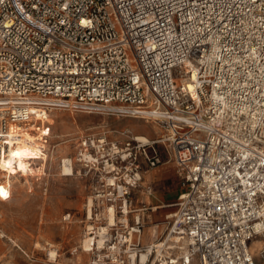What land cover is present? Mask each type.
I'll list each match as a JSON object with an SVG mask.
<instances>
[{"label":"built area","instance_id":"1","mask_svg":"<svg viewBox=\"0 0 264 264\" xmlns=\"http://www.w3.org/2000/svg\"><path fill=\"white\" fill-rule=\"evenodd\" d=\"M33 107L151 119L162 129L151 146L175 163L184 192L149 247L133 239L140 219L123 221L127 202L97 194L123 218L92 264L148 248L145 264H264V0H0V163L32 133L46 157L48 116ZM82 145L93 164L107 143ZM139 168L107 186L128 195Z\"/></svg>","mask_w":264,"mask_h":264},{"label":"rangeland","instance_id":"2","mask_svg":"<svg viewBox=\"0 0 264 264\" xmlns=\"http://www.w3.org/2000/svg\"><path fill=\"white\" fill-rule=\"evenodd\" d=\"M40 116H48L51 130L47 155L32 160L31 171L26 176L13 177L9 181L11 197L0 199V264H92L98 244L86 251L83 241L86 236L98 240V229L107 227L106 210L111 204L106 197L95 196L105 195L110 190L114 191L118 206L127 202L131 211L128 226L134 225L135 218L140 217L141 233L134 234L133 239L139 238L143 248L165 236L167 222L172 219L169 215L176 212L177 207L157 208L156 197L182 190L183 186L169 151L161 143L150 144L162 135L157 123L120 114L63 109H53ZM88 135L105 137L107 143L105 150L95 155L97 162L93 164L85 163L80 155L83 138ZM32 136L33 133L26 136L28 146L35 142ZM139 136L147 137L148 143L140 142L138 147L135 139ZM114 144L119 147L116 154L111 150ZM155 153L161 163L151 168L145 157ZM65 159L73 160L74 171L70 176L63 175ZM136 164L140 165L141 181L128 195L121 197L117 188L107 186V179L112 176H117L119 184L125 185ZM4 182L5 178L0 175V183ZM89 199L93 200L91 219L88 218ZM121 218L118 211V226ZM89 225L95 228L90 234ZM51 251L56 253L55 260L50 259ZM252 253L258 257L259 249L255 248Z\"/></svg>","mask_w":264,"mask_h":264},{"label":"bare ground","instance_id":"3","mask_svg":"<svg viewBox=\"0 0 264 264\" xmlns=\"http://www.w3.org/2000/svg\"><path fill=\"white\" fill-rule=\"evenodd\" d=\"M192 86V84H190ZM42 105H45V103H41ZM48 105V104H47ZM32 112L35 116H39L40 114L44 115L46 112L43 107H33ZM55 122V121H54ZM28 136V135H26ZM24 136V141L22 143H18L16 147L12 148L9 153L3 158V160L0 163V175H2L5 178L4 183H0V199L1 200H7L8 197L10 196V183L9 181L13 178L16 177L18 174L25 175L28 173V171H31V161L32 160H37L40 159L39 157L42 156V150L39 149L37 146H34L35 144H30L28 146L27 143V137ZM142 144L146 145L148 143V139L145 136H139L137 138ZM146 142V143H145ZM84 159H89V155L83 154ZM73 160L72 159H65L63 160V175L65 176H70L73 174ZM21 177V176H20ZM138 179H141L140 175L136 176ZM8 180V181H7ZM113 177H109L107 179L108 184L110 185H116L117 183L113 182ZM119 191L120 195L125 193V188L123 186H119ZM102 197V195H96L95 197ZM11 197V196H10ZM93 206V200L89 199V207H88V218H92V210L91 207ZM154 210L156 207L153 208ZM107 220H108V225L107 227H101L98 229V237L99 239L95 241L94 237L86 236L85 240L83 241L84 243V249L86 251H90L93 249V245L98 244L97 248H101L102 244L106 242V239L108 238V226H115L117 224V212L114 207H109L107 208ZM131 211L129 210L128 204L126 203L124 206V213L128 214ZM173 215H170L169 217H172ZM137 219H140L139 216H137ZM124 222H127L128 225V219L124 218ZM95 228L92 227V225H89V234L93 233V230ZM140 232V230H137ZM134 236V235H133ZM155 243V242H153ZM263 245L262 240H258L257 243H255L254 246H251V251H253L255 248L261 249ZM150 245H148L149 247ZM151 251L150 248H148L147 251H144L142 253H131L130 254V260L129 264H135L137 261L140 262V264H145L149 260ZM56 253L55 251L50 252V259L55 260Z\"/></svg>","mask_w":264,"mask_h":264},{"label":"crops","instance_id":"4","mask_svg":"<svg viewBox=\"0 0 264 264\" xmlns=\"http://www.w3.org/2000/svg\"><path fill=\"white\" fill-rule=\"evenodd\" d=\"M184 192V187L183 189H179L174 193L170 194H161L156 197L157 200V208L159 207H173L174 204L178 201L179 196ZM175 195V196H174ZM176 201V202H175ZM173 203V204H172ZM162 205V206H161ZM164 205V206H163ZM175 207V206H174ZM168 216V215H167ZM166 216V217H167ZM170 216V215H169Z\"/></svg>","mask_w":264,"mask_h":264}]
</instances>
